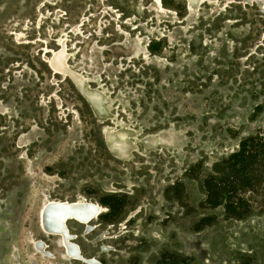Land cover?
Returning <instances> with one entry per match:
<instances>
[{
  "label": "rangeland",
  "instance_id": "obj_1",
  "mask_svg": "<svg viewBox=\"0 0 264 264\" xmlns=\"http://www.w3.org/2000/svg\"><path fill=\"white\" fill-rule=\"evenodd\" d=\"M60 44L106 112L48 68ZM259 133L264 0H0V264H82L42 232L48 200L102 208L69 223L100 264H264V159L230 170Z\"/></svg>",
  "mask_w": 264,
  "mask_h": 264
},
{
  "label": "bare ground",
  "instance_id": "obj_2",
  "mask_svg": "<svg viewBox=\"0 0 264 264\" xmlns=\"http://www.w3.org/2000/svg\"><path fill=\"white\" fill-rule=\"evenodd\" d=\"M187 1L190 6H198L201 0ZM255 2H258V0H252V4ZM245 4L248 3L246 2ZM65 45L60 44L58 50L54 51L52 56L48 58V68L56 75L69 79L77 89L78 93L92 108L97 110L98 107H100L99 109L104 112L105 107L101 102L102 100L105 101V98L102 97L100 92L89 90L86 85L89 82H86L87 80H85V77L74 72L70 68V59L68 60V57L71 55L67 53ZM116 135L117 136L114 134H105V146L107 147V141H109L111 150L107 147L108 151L116 155L119 159L129 158L133 148L129 144L127 135L123 132H119ZM102 213L103 210L100 206L86 200L72 202L48 200L41 209L40 227L45 235L61 239L64 252L70 254L69 259L71 261L80 262L82 264H100L95 259L85 258L82 255L79 246L75 244V235L71 233L69 223H76L84 226L86 234H90L93 229L92 223L95 220H98ZM38 244L40 245L39 251L44 253V248H46V246L41 242H38Z\"/></svg>",
  "mask_w": 264,
  "mask_h": 264
},
{
  "label": "trees",
  "instance_id": "obj_3",
  "mask_svg": "<svg viewBox=\"0 0 264 264\" xmlns=\"http://www.w3.org/2000/svg\"><path fill=\"white\" fill-rule=\"evenodd\" d=\"M238 148L239 151L231 157V160L234 161L230 168L232 172H236L237 168L243 169L249 165L251 160L257 159L259 156L264 159V133H259L255 138L241 140ZM206 191L207 200L213 205H219L223 189L218 183L216 184L214 179L206 183Z\"/></svg>",
  "mask_w": 264,
  "mask_h": 264
},
{
  "label": "flooded vegetation",
  "instance_id": "obj_4",
  "mask_svg": "<svg viewBox=\"0 0 264 264\" xmlns=\"http://www.w3.org/2000/svg\"><path fill=\"white\" fill-rule=\"evenodd\" d=\"M79 226H82V225H79ZM83 228H84V230H85V227L84 226H82Z\"/></svg>",
  "mask_w": 264,
  "mask_h": 264
}]
</instances>
